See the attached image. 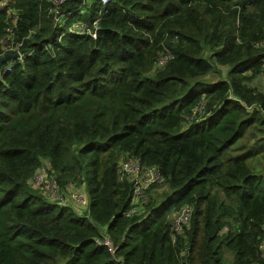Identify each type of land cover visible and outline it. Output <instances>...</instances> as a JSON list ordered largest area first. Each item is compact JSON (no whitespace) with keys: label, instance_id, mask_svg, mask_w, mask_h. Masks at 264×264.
<instances>
[{"label":"trees","instance_id":"16d2710c","mask_svg":"<svg viewBox=\"0 0 264 264\" xmlns=\"http://www.w3.org/2000/svg\"><path fill=\"white\" fill-rule=\"evenodd\" d=\"M3 1L24 57L0 72V264H264V168L230 152L250 128L264 153V0ZM127 155L167 190L125 216ZM43 162L86 210L32 185Z\"/></svg>","mask_w":264,"mask_h":264},{"label":"built area","instance_id":"2783aa9c","mask_svg":"<svg viewBox=\"0 0 264 264\" xmlns=\"http://www.w3.org/2000/svg\"><path fill=\"white\" fill-rule=\"evenodd\" d=\"M64 0H51L52 3L58 5L62 3ZM107 0H102V3L105 4ZM4 1L0 0V9L3 8ZM8 15L10 17V23L11 25H8L5 28V34L1 39L2 43V51L0 52V57L4 56L5 54H12V53H18V55L11 59L9 62L2 64L0 66V72H4L5 70H10L11 65L15 61H22L23 59V53L20 51L19 46L21 45L20 42L15 41L13 38V28L12 26L15 25L17 20V14L16 11L13 9L8 10ZM63 18H59L58 21L59 24L64 23ZM71 26L74 29H77L78 27H84V24H77V22L72 23ZM93 37H95V33L91 32ZM38 170V169H37ZM36 173V172H35ZM35 175V174H34ZM33 175V176H34ZM116 176L119 182L123 183L124 181H128L132 185V193L130 196V207L126 209L124 212L125 216L132 215V214H138L141 211L144 210V206L148 200L146 196L147 189L155 182H158L162 179V175L160 173L159 168L156 165H147L140 161L139 158L133 157V156H123L119 158L116 166ZM33 178V177H32ZM31 178V183H32ZM36 182H43L44 181V173H40L36 175L35 178ZM53 185L57 186V183L53 180ZM55 183V184H54ZM34 186V185H33ZM39 188L45 195L50 197L51 199L54 198L51 193H45L40 186H34ZM60 198L62 200L63 196L60 194ZM71 198L74 199L76 202H78L79 205H86L88 204V198L84 196L81 192H72ZM63 201V200H62ZM190 209L188 206H182L179 210H176L173 214H171L170 218L173 224V228L175 231H180L181 226L184 224H187L190 218ZM102 244L108 245L110 249L113 251V248L111 246V242L108 238H104L101 241ZM260 246L264 250V239Z\"/></svg>","mask_w":264,"mask_h":264},{"label":"rangeland","instance_id":"374dc122","mask_svg":"<svg viewBox=\"0 0 264 264\" xmlns=\"http://www.w3.org/2000/svg\"><path fill=\"white\" fill-rule=\"evenodd\" d=\"M77 24H79V23H77ZM8 54H10V53H8ZM163 57H165L164 54L160 58H163ZM212 63L214 65V67H217L222 71L221 75L225 76L226 66L218 65L214 61H212ZM218 75H219L218 73H210L209 77H217ZM251 84L253 86L257 87L258 89L264 90V72L261 75H259L258 77H255ZM253 134L256 136L255 139L253 138L252 130L250 128H248L246 134L239 141L236 142V144L233 146V149H231L230 152L237 154V153L241 152L240 151L241 149H243L242 151H250L251 156H249L247 159L251 162V165L254 169L259 170V169L264 168V153L262 155H258L257 157H255V155L263 150V148L261 147V145H262V140H261L262 134H261V132H259L257 130H255ZM257 141H261V142L259 144H257ZM47 166H48L47 162H43V164L38 168V170L36 171L35 175L32 178V185L42 187V189L45 193H51V195L54 198L60 197L61 190H60L59 186L58 187L56 185L54 186L52 184L53 182L50 181V179H52V175H49L48 171L46 172ZM40 173H44V181L37 183L35 178H36V175L40 174ZM65 189H64V191H65ZM147 190L148 191H146V193L149 196H151V195L156 196L158 194L164 193L167 190V187L165 186V184H163L161 182V183H158L157 185L151 187L150 189L148 188ZM72 192H81L82 194H84V196H86L88 198V195L84 189V186H82V185H69L67 190H66V194H64L63 198H62V200H67L66 202L72 204L78 211L83 212L84 210L87 209L88 204L79 205L78 202H76L74 199L71 198ZM223 257L225 258V260H231V259H229V258H231V253L228 250H224Z\"/></svg>","mask_w":264,"mask_h":264},{"label":"water","instance_id":"95a60500","mask_svg":"<svg viewBox=\"0 0 264 264\" xmlns=\"http://www.w3.org/2000/svg\"><path fill=\"white\" fill-rule=\"evenodd\" d=\"M17 55H18V53L6 54L3 57H0V62H4L7 57H9V58H15Z\"/></svg>","mask_w":264,"mask_h":264},{"label":"clouds","instance_id":"9594fccd","mask_svg":"<svg viewBox=\"0 0 264 264\" xmlns=\"http://www.w3.org/2000/svg\"><path fill=\"white\" fill-rule=\"evenodd\" d=\"M13 54V53H12ZM6 55V54H5ZM3 57V56H2ZM11 59H14V58H9V57H7L6 58V60L4 61L5 63H7V62H9ZM5 63H3V64H5Z\"/></svg>","mask_w":264,"mask_h":264},{"label":"bare ground","instance_id":"6f19581e","mask_svg":"<svg viewBox=\"0 0 264 264\" xmlns=\"http://www.w3.org/2000/svg\"><path fill=\"white\" fill-rule=\"evenodd\" d=\"M171 205V204H170ZM169 206V205H168Z\"/></svg>","mask_w":264,"mask_h":264}]
</instances>
